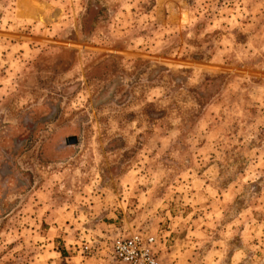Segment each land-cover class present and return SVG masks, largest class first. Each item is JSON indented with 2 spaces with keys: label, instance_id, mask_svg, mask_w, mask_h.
Returning <instances> with one entry per match:
<instances>
[{
  "label": "rangeland",
  "instance_id": "1",
  "mask_svg": "<svg viewBox=\"0 0 264 264\" xmlns=\"http://www.w3.org/2000/svg\"><path fill=\"white\" fill-rule=\"evenodd\" d=\"M136 233L159 264H264V0H0V264H117Z\"/></svg>",
  "mask_w": 264,
  "mask_h": 264
},
{
  "label": "flooded vegetation",
  "instance_id": "2",
  "mask_svg": "<svg viewBox=\"0 0 264 264\" xmlns=\"http://www.w3.org/2000/svg\"><path fill=\"white\" fill-rule=\"evenodd\" d=\"M53 116L54 114L52 113L43 116L33 113L31 118L34 119L29 118L24 120L21 124L20 134L17 135L18 138L13 142L18 147V150L12 151L11 158H15L18 155L19 150L26 149L25 146L27 144L33 142L35 143L37 140L36 135L40 134L41 126H44L43 129H47V127L51 126L52 121L49 119L53 118ZM48 132L49 135L47 139L40 142V145L38 147L37 154L39 158L56 161L63 160L64 158L68 157V155H70L73 147L79 143L78 130L73 125H68L54 131L49 129ZM11 168L12 166H10L8 174L3 175L4 178L2 180H5L6 184L9 185L8 180H11L13 178L14 180L11 182L15 183L16 185L17 172L13 168L12 171Z\"/></svg>",
  "mask_w": 264,
  "mask_h": 264
},
{
  "label": "built area",
  "instance_id": "3",
  "mask_svg": "<svg viewBox=\"0 0 264 264\" xmlns=\"http://www.w3.org/2000/svg\"><path fill=\"white\" fill-rule=\"evenodd\" d=\"M158 243L155 237L136 233L117 236L112 243V253L117 264H159ZM82 253H90L84 246Z\"/></svg>",
  "mask_w": 264,
  "mask_h": 264
},
{
  "label": "crops",
  "instance_id": "4",
  "mask_svg": "<svg viewBox=\"0 0 264 264\" xmlns=\"http://www.w3.org/2000/svg\"><path fill=\"white\" fill-rule=\"evenodd\" d=\"M20 10H21L20 15L24 16V15H23V12H22V11H23L22 8H20ZM200 190H201V189H200ZM203 192H204V191H203ZM201 193H202V192L199 191V194L196 193V196L199 195V197H201ZM207 207H209V206H206V208H207ZM197 231H199L198 234H199V236H201L200 233H202V227L200 226V227L194 229V233H195V234L197 233ZM194 233H193V234H194ZM195 234H194V235H195ZM196 236H197V235H196ZM196 236H195V238H196ZM195 241H196V240H195ZM198 245H201V243H199ZM193 255H194V253H193ZM88 262H89V261H88ZM88 262H87V263H88ZM175 264H181V263H180V262H178V263L176 262Z\"/></svg>",
  "mask_w": 264,
  "mask_h": 264
}]
</instances>
